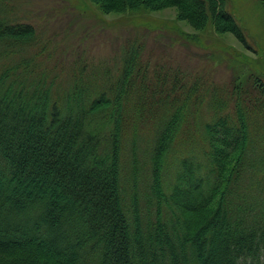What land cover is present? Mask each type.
<instances>
[{"label": "trees", "instance_id": "obj_1", "mask_svg": "<svg viewBox=\"0 0 264 264\" xmlns=\"http://www.w3.org/2000/svg\"><path fill=\"white\" fill-rule=\"evenodd\" d=\"M91 2L175 7L247 44L227 0ZM33 38L0 20L5 57ZM138 60L100 89L0 68V264H264V83L213 93L200 120V87L134 75Z\"/></svg>", "mask_w": 264, "mask_h": 264}, {"label": "rangeland", "instance_id": "obj_2", "mask_svg": "<svg viewBox=\"0 0 264 264\" xmlns=\"http://www.w3.org/2000/svg\"><path fill=\"white\" fill-rule=\"evenodd\" d=\"M227 10L246 45L211 25L194 29L175 7L104 14L91 0H0V20L34 29L32 41L13 55L5 57L0 49V68L26 61L28 73L20 72L21 79L45 76L57 88L75 78L100 89L105 78L121 76L125 59L136 51L134 75L140 70L153 80H170L178 74L185 86L200 87L206 101L199 119L209 121L206 103L213 93L225 99L237 85L248 89L251 77L264 83L262 0H227Z\"/></svg>", "mask_w": 264, "mask_h": 264}, {"label": "bare ground", "instance_id": "obj_3", "mask_svg": "<svg viewBox=\"0 0 264 264\" xmlns=\"http://www.w3.org/2000/svg\"><path fill=\"white\" fill-rule=\"evenodd\" d=\"M9 44V43H8ZM135 192V191H134Z\"/></svg>", "mask_w": 264, "mask_h": 264}]
</instances>
